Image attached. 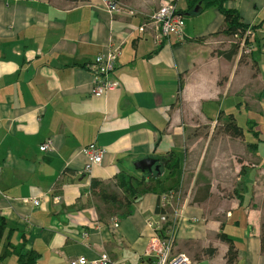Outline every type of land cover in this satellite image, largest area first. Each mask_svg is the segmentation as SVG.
I'll use <instances>...</instances> for the list:
<instances>
[{"label": "crops", "instance_id": "obj_1", "mask_svg": "<svg viewBox=\"0 0 264 264\" xmlns=\"http://www.w3.org/2000/svg\"><path fill=\"white\" fill-rule=\"evenodd\" d=\"M110 1L132 14L111 13L106 0H0V264H21L7 245L32 264L102 253L115 264L143 263L154 234L146 219L159 211L162 187L140 195L127 213L111 195H122L121 173L156 172L165 181L161 160L171 154L177 179L161 186L180 193L173 252L191 264H226L223 234L236 249L235 264H264V156L244 134L219 128L230 107L257 98L264 0L224 1L247 25L242 36L226 33L223 14L201 1ZM162 1L181 15L183 39L158 35L154 14ZM114 48L109 78L119 86L95 97L88 65ZM91 145L104 154L86 173L82 150ZM145 157L159 169L138 172L134 163Z\"/></svg>", "mask_w": 264, "mask_h": 264}, {"label": "built area", "instance_id": "obj_2", "mask_svg": "<svg viewBox=\"0 0 264 264\" xmlns=\"http://www.w3.org/2000/svg\"><path fill=\"white\" fill-rule=\"evenodd\" d=\"M111 13H120L132 11L127 9L121 2L106 0ZM155 22L158 25V35L169 37L176 36L183 39L184 22L181 15L177 12L175 5L171 1H162L158 10L154 14ZM118 48H114L105 53H99L90 61L88 69L92 74L93 91L92 95L100 97L107 92L118 88V82L109 78V74L115 68V60L118 55ZM50 140H46L40 149L46 151L50 148ZM83 154L87 157V163L84 170L91 172L94 164L101 162L104 149L95 146L83 148ZM180 193L178 190H168L158 196L159 211L152 217L146 219L147 226L153 231L147 249L144 251V262L141 264H191L189 258L183 253H174L173 247L181 221L177 211V203ZM34 206H39L41 201L39 197H30L26 199ZM170 210V211H169ZM113 227L119 226L118 219H112ZM115 264L106 253L100 254L96 259L88 261L85 256H79L71 260L70 264Z\"/></svg>", "mask_w": 264, "mask_h": 264}, {"label": "trees", "instance_id": "obj_3", "mask_svg": "<svg viewBox=\"0 0 264 264\" xmlns=\"http://www.w3.org/2000/svg\"><path fill=\"white\" fill-rule=\"evenodd\" d=\"M203 2L206 5H215L219 11L224 16V28L223 30L228 34H238L242 36L247 29V25L241 23L239 21V15L236 11L231 9H226L223 6L225 0H195V2ZM178 12V11H177ZM179 13V12H178ZM254 29L253 27L251 28ZM235 51L230 50L225 57L231 58ZM230 120L223 124L222 128L224 132L231 134L233 136L243 135V129L236 124L234 121L233 115H229ZM251 147H256V145L250 144ZM163 168H167L169 171L168 177L165 181L160 180L158 174L155 172L153 174H148L150 176L141 175L139 173H121L117 177L116 185L122 191L121 197L117 194H112L111 199H113L114 204L117 206L122 213H127L130 211L131 202L135 201L140 195L153 191L158 187H162L160 193L171 190L170 188H166L165 185L161 186L162 183L172 179V182H175L178 175L179 170V162L178 159L174 156V154L167 155L162 157L160 172ZM92 185H95V181L92 182ZM106 195V193H102V195ZM109 196V195H108ZM6 229V221L3 217L0 216V242L3 238L4 231ZM219 237L222 240H225L229 243L227 252H226V264H235L237 260V252L234 246L229 242V240L223 235L219 234ZM260 247L261 250L264 251V222L261 225V233H260ZM12 249V250H11ZM16 253L18 255V259L21 264H32V258L28 257L24 262L23 254L20 253L18 248H13L10 245H7L5 253ZM214 252L213 248L207 249V253Z\"/></svg>", "mask_w": 264, "mask_h": 264}, {"label": "rangeland", "instance_id": "obj_4", "mask_svg": "<svg viewBox=\"0 0 264 264\" xmlns=\"http://www.w3.org/2000/svg\"><path fill=\"white\" fill-rule=\"evenodd\" d=\"M241 42L245 48L248 47L247 46L249 45L248 39L245 43H244V39H242ZM240 45H241L240 42H238L237 47L239 48ZM256 85L258 86V88L259 86L261 88L258 90V88L255 85H253V88H257L256 92H258L257 98L255 100L251 101L248 105H246V103L245 104L241 103L238 106H232L230 107V112L229 111L226 112L231 113L234 117V121L236 122V124L243 129L245 140L251 143L252 145L253 144L256 145L258 148L257 152L260 153V155L264 156V73L263 72ZM226 106H227L226 104L224 107L221 106V109L225 111L227 109ZM219 110H217V112ZM226 121H227V115H226ZM205 130L206 129L204 128L203 131ZM261 170L264 171V167L263 169L261 168Z\"/></svg>", "mask_w": 264, "mask_h": 264}, {"label": "water", "instance_id": "obj_5", "mask_svg": "<svg viewBox=\"0 0 264 264\" xmlns=\"http://www.w3.org/2000/svg\"><path fill=\"white\" fill-rule=\"evenodd\" d=\"M157 159L152 157H145L142 159L137 160L134 163V167L138 172L148 174L152 172V169L154 167L155 170L159 169L158 164H156Z\"/></svg>", "mask_w": 264, "mask_h": 264}]
</instances>
